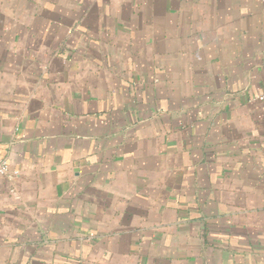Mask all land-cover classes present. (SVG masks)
<instances>
[{
  "label": "crops",
  "instance_id": "crops-1",
  "mask_svg": "<svg viewBox=\"0 0 264 264\" xmlns=\"http://www.w3.org/2000/svg\"><path fill=\"white\" fill-rule=\"evenodd\" d=\"M264 0H0V264H264Z\"/></svg>",
  "mask_w": 264,
  "mask_h": 264
},
{
  "label": "built area",
  "instance_id": "built-area-1",
  "mask_svg": "<svg viewBox=\"0 0 264 264\" xmlns=\"http://www.w3.org/2000/svg\"><path fill=\"white\" fill-rule=\"evenodd\" d=\"M258 100H264V90L257 96ZM8 165L4 159L0 158V176H8Z\"/></svg>",
  "mask_w": 264,
  "mask_h": 264
}]
</instances>
